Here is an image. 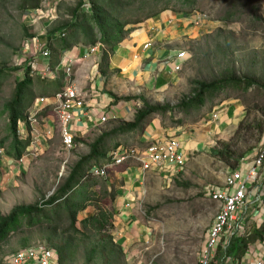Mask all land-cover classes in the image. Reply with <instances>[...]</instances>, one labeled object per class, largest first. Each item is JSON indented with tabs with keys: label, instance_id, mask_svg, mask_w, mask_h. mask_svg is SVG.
I'll return each instance as SVG.
<instances>
[{
	"label": "rangeland",
	"instance_id": "rangeland-1",
	"mask_svg": "<svg viewBox=\"0 0 264 264\" xmlns=\"http://www.w3.org/2000/svg\"><path fill=\"white\" fill-rule=\"evenodd\" d=\"M181 1L145 0L130 8L134 18L144 16L140 13L143 10L145 16L150 12L160 13L151 21L166 15L188 21L187 34L167 46L187 55L183 68L176 71V81H167L163 69L150 75L144 73L136 82H125L122 90L116 85V92L141 97L150 105L175 108L173 115L160 118L166 126L178 122L194 125L219 106L222 108L217 112L237 104L240 117L236 125L222 131L219 138L212 137L199 152L188 155L186 167L171 181L156 173L147 174L137 210L144 219V226L152 231V240L134 254L124 252L113 264H199L207 232L217 214V205L210 200L207 191L222 185L232 170L211 151L230 148L237 156L243 155L242 161L257 150L264 136L259 131L264 126V0H193L190 7L183 6ZM80 2L46 0L41 9L25 11L21 0L1 1L0 69L6 70L7 77L0 81V144L9 136L8 116L3 113L5 104L28 71L34 81L31 87L34 98L27 109L31 125L21 123L18 130L21 138L32 137L31 147L21 161L12 160L0 148V214L3 216L17 206L35 204L53 195L80 158L90 154L91 142L96 139L91 137L90 142L88 138L75 137V146L68 149L63 143L56 113L39 102L44 94L55 92L52 84L65 78L64 70L51 72L52 53L49 59L43 54L50 46L52 35H59L62 25L71 20L70 13ZM147 23L139 25L138 31ZM230 80L251 82L254 87L244 93L234 83L223 85L216 96L211 92L206 95L203 107L177 110L183 102L194 98L198 92L197 82L212 84ZM63 82L64 88L65 79ZM137 105H132V111L138 110ZM240 124L243 128L237 136ZM114 126L108 122L101 130L110 132ZM207 130L203 127L208 136ZM9 144L7 142L6 146ZM105 144L108 151H115L119 145L144 147L130 134L124 135L117 145L111 138ZM105 163L106 158L98 165ZM128 166L136 165L111 169L107 182L112 184L117 172ZM102 196L94 197L92 204L111 211L110 199ZM96 209L89 208L81 218L95 215ZM113 223L115 225V220ZM113 229L112 233L115 226ZM86 233L95 241L99 239L93 230L88 229ZM44 237L45 234L37 230H25L14 236L9 243L0 246V264L21 251L24 241H28L27 247H48Z\"/></svg>",
	"mask_w": 264,
	"mask_h": 264
},
{
	"label": "trees",
	"instance_id": "trees-1",
	"mask_svg": "<svg viewBox=\"0 0 264 264\" xmlns=\"http://www.w3.org/2000/svg\"><path fill=\"white\" fill-rule=\"evenodd\" d=\"M45 1L21 0L22 9L25 11L39 10ZM139 1L145 2V0H81L79 5L71 11V20L62 25L58 36L52 35L49 40L48 51L53 55L50 63L51 72L59 70L65 52L79 47L90 51L101 45L105 51L102 55L100 71L103 76H107L111 57L109 51H113L128 36L136 33L139 25L151 21L160 14L159 12H150V15L145 16V12L141 10L140 13L145 17L134 18L130 8ZM192 1L182 0L181 3L185 7H190ZM6 73V70L0 69V81L7 77ZM61 81L52 84L55 90L53 94H44L41 99L54 97L61 92L64 77ZM232 83L241 87L244 93L254 87L251 82L243 84L244 82L240 80L212 84L197 82L198 92L194 98L188 103L183 102L177 110L193 106L203 107L205 97L209 92L216 96L221 86ZM33 85L34 81L28 71L24 80L17 84L11 100L5 104L3 110L9 120V136L0 144V148L4 149L7 156L15 161H21L24 158L33 142L30 135L27 139H23L19 136L18 131L21 123H26L28 127L31 125L29 117H27V109L28 104L34 98L31 92ZM112 96L114 95L112 94ZM115 101L116 103L141 101L142 108L137 111L135 121L120 125L92 143L90 154L80 158L62 185L48 199L31 205L17 206L7 216L0 214V246L9 243L14 236L25 230H37L45 234L44 240L48 243V247L58 254L59 264H77L79 261L84 264H113L116 260L121 259L124 250L116 243L112 233L115 218L112 205L117 197L115 186L109 184L108 180L99 181V178L91 176L90 172L94 167L99 166L100 161L105 159L107 155L105 143L108 139L135 133L142 129L147 120L168 114L173 115L176 109L169 105H150L141 97L120 99L115 97ZM171 120L174 118L172 117ZM177 124L181 125L180 122ZM242 128L243 124H240L237 136L241 134ZM259 131L263 135L264 126H261ZM7 142H10L8 146H6ZM211 154L224 160L232 170L239 168L243 158V155L237 156V153L231 151L230 148L213 149ZM98 195L110 199L111 211L92 204L93 198ZM89 208H97L96 214L81 218V215L85 214ZM88 229L97 233L99 239L93 240L86 233ZM246 244V240H234L228 255L241 257L246 249ZM27 246L28 241H24L22 250L29 248Z\"/></svg>",
	"mask_w": 264,
	"mask_h": 264
},
{
	"label": "crops",
	"instance_id": "crops-1",
	"mask_svg": "<svg viewBox=\"0 0 264 264\" xmlns=\"http://www.w3.org/2000/svg\"><path fill=\"white\" fill-rule=\"evenodd\" d=\"M188 25L186 19L171 15L160 16L148 22L140 31L129 36L113 51H109L111 57L107 76H103L100 71L102 55L105 51L103 46H99L95 53H90L81 47L65 52L59 70L65 71L67 65L73 68L72 84L84 102V108L76 111L75 119L71 124L74 138L83 140L88 138L91 142V137H95L96 139L91 142L94 143L103 134L109 133L101 130L105 123L109 122L115 125L112 127L113 130L124 123L135 121L137 111L142 108V103L140 101L116 103L115 97L120 99L131 96L118 94L116 85L120 86L119 89L122 90L125 82H136L141 79V75L144 73L150 75V73L162 72L163 69H165L164 73L167 74V81L174 83L177 73L175 65L180 63L176 60V56L180 51H173L167 46L178 40L180 35L187 34ZM147 44L152 46L145 49ZM132 105H137L138 110L132 111L134 110ZM219 108L222 106L215 107L212 113L194 125L172 124V126H166L160 119L162 116L149 119L144 123L142 129L130 135L136 137L141 146H144L140 148L141 151L156 140L175 137L180 141L182 150L188 156L199 152L212 137L219 138L223 134L222 131L230 125H236V120L240 117L238 113L240 109L237 104L217 112ZM132 112L134 113L132 114ZM214 115H217L218 118L214 119ZM103 118L106 119L105 122H103ZM205 126L209 129V131L207 130L208 136L203 132ZM122 137L111 139L117 145L122 141ZM113 151L107 149L105 158ZM151 173H144L139 165L128 166L117 172L115 181H112L117 193L112 205L115 212L113 237L125 253L134 254L143 244H149L152 240V231L144 226V219L139 216L137 210V203L143 195L144 179L147 174ZM259 210L258 205L252 207L253 212H251L256 220L252 235L234 239L235 241L246 240L245 248H253L256 254L260 253L262 249L260 235L256 230L260 218ZM246 249L244 253L247 251ZM232 256L239 257L237 255ZM253 257L255 256L251 255V259L254 261Z\"/></svg>",
	"mask_w": 264,
	"mask_h": 264
},
{
	"label": "built area",
	"instance_id": "built-area-1",
	"mask_svg": "<svg viewBox=\"0 0 264 264\" xmlns=\"http://www.w3.org/2000/svg\"><path fill=\"white\" fill-rule=\"evenodd\" d=\"M151 46L147 44L145 49ZM98 47L92 48L90 53H95ZM43 55L49 59L51 53L47 50ZM176 60L180 63L175 65V71H180L187 60L186 53L179 52ZM64 79L65 86L61 92L39 102L42 107L51 108L56 113L63 143L72 149L75 138L71 124L76 111L84 108V102L72 84V67L69 65L65 66ZM217 118L214 115V119ZM187 161L188 156L182 150L180 141L168 137L154 141L142 151L119 146L108 155L106 163L94 167L90 175L107 180L111 169L134 164L139 165L144 173H156L171 181L186 167ZM207 194L217 205V214L207 232L199 264H264V136L257 150L242 160L237 170H231L222 185L208 189ZM254 205L260 207L256 230L260 235L261 252L256 254L253 248H248L241 257L228 255L232 240L252 235L256 221L252 213ZM251 255L255 256L254 261ZM2 264H59V256L49 247L38 245L12 254Z\"/></svg>",
	"mask_w": 264,
	"mask_h": 264
}]
</instances>
